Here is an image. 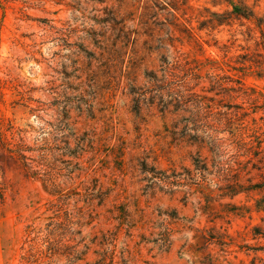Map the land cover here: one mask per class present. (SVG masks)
<instances>
[{"label": "rangeland", "instance_id": "obj_1", "mask_svg": "<svg viewBox=\"0 0 264 264\" xmlns=\"http://www.w3.org/2000/svg\"><path fill=\"white\" fill-rule=\"evenodd\" d=\"M159 2L0 0V264H33L29 255L35 264H264L254 231L264 234V190H242L262 182L245 165L251 155L229 164L241 171L225 177L237 180L235 196L218 190L213 168L227 167L238 140L264 158V0ZM234 6L253 17L230 15ZM166 57L197 62V94L232 115L236 139L224 119L211 133L220 158L190 140L187 114L135 108L133 93ZM210 78L239 81L244 94L216 96ZM45 142L53 150L42 163ZM18 148L59 194L8 152ZM163 171L200 185L152 188ZM50 224H61L52 258L42 244Z\"/></svg>", "mask_w": 264, "mask_h": 264}, {"label": "trees", "instance_id": "obj_2", "mask_svg": "<svg viewBox=\"0 0 264 264\" xmlns=\"http://www.w3.org/2000/svg\"><path fill=\"white\" fill-rule=\"evenodd\" d=\"M169 3L165 4L168 8L171 6H177L180 0H168ZM154 4L161 5L159 0H152ZM164 7V6H163ZM174 10V9H172ZM175 12V11H174ZM230 15H233L237 18L249 19L253 17L252 11H250L246 7H233ZM218 22V21H217ZM219 25L222 22L218 23ZM194 65V66H193ZM160 76L151 75L149 76V86L146 90H143L141 93H133L134 100L133 103L135 108H139L141 104H156V106L160 109L161 113H171L177 114L182 112L187 114V119L184 120L185 128L187 131L194 133V137H190L192 142H197L200 145H205L208 152H210L213 156L219 157L221 156L220 148L221 145L218 144L219 140L215 139L211 133L216 134V126L222 124V119L224 122L223 128L224 131L227 132L230 138L236 139V135L232 130L233 120L231 119V114L227 113H216L212 112L210 106H208L205 101L206 98L197 94L196 89L200 86L202 78L198 74L200 71V66L197 62H189L187 59H181L180 57H176L173 59L164 58L161 61L160 67ZM226 79V78H225ZM227 84H233L231 87H225L224 78H210V91L216 92V96H222L224 98H228L229 100L239 98V95L244 94L242 85L239 81H233L229 78L226 79ZM201 92H203V88H201ZM171 109V110H170ZM216 125V126H215ZM197 134H200L197 136ZM233 145L236 148V154L229 157V162L225 165L227 167L222 166L221 161H217L213 163V168L216 171V176L220 178L217 180L216 185L218 186L219 191L227 190L232 196L239 194L235 189L240 186L236 181H229L225 177L228 176H240L241 171L237 170L235 175H232L230 163L236 164L240 166L238 163V158L242 155L239 153L245 152V154L251 155V158L248 159L245 165H251V170L256 171L257 174L255 177L260 178L262 180L261 183L252 184L251 181L253 178H249L247 182L249 185L245 190L246 192L252 190H264V158L261 157L262 152H250V149L245 150L246 145L240 140L234 141ZM53 149L47 147V143H43L41 148L38 150L41 153L39 157V161L42 163H46L47 157L51 154ZM10 154L13 152L17 155L18 160L22 161V166L24 169L32 170L31 166L26 164V159L22 153L23 150L18 148L17 151H8ZM220 158V157H219ZM29 166V167H28ZM46 166V164H45ZM246 169V166H245ZM195 177L198 178V182L204 183L205 176L204 172H206V163L197 162L195 165ZM30 175L38 176L42 175V181L46 183L48 186H51V189L54 194H59V191L56 189L54 185L50 182V175L48 173H40V171H30ZM251 171L247 173L250 174ZM46 178V179H45ZM191 176L190 173L184 172L182 174H176L172 172L170 175H167L166 171L158 172L155 177H153V187L159 188L160 190L165 189L168 193H173L179 188H188L190 190V185L188 186L187 181L192 182L191 184L199 186V183H195V179ZM50 183V185H49ZM188 190V189H187ZM188 190V191H189ZM48 225L47 227L51 229H47L46 236L43 240V246L46 249L47 255L50 258L56 256L59 248L57 247L61 241H54L53 238L56 236V232L61 228V224H57V226ZM256 236H262L264 238V234L260 233L258 229H255ZM71 254H68L66 257L68 258V262L71 263L69 257ZM72 260L80 261V258L71 257ZM27 260H32V263H37L36 259H34V255H29ZM104 261V260H103ZM102 261V262H103ZM100 264V263H98ZM102 264V263H101ZM109 264H112V258L110 259Z\"/></svg>", "mask_w": 264, "mask_h": 264}]
</instances>
